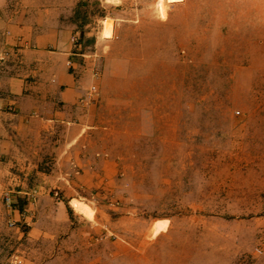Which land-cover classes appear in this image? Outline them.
<instances>
[{
  "label": "crops",
  "instance_id": "1",
  "mask_svg": "<svg viewBox=\"0 0 264 264\" xmlns=\"http://www.w3.org/2000/svg\"><path fill=\"white\" fill-rule=\"evenodd\" d=\"M83 1L0 0V264L7 252L18 264H264V215L175 214L156 228L163 219L124 196L141 182L104 126L99 61L72 53L77 29L93 43ZM242 188L233 202L249 204Z\"/></svg>",
  "mask_w": 264,
  "mask_h": 264
},
{
  "label": "rangeland",
  "instance_id": "2",
  "mask_svg": "<svg viewBox=\"0 0 264 264\" xmlns=\"http://www.w3.org/2000/svg\"><path fill=\"white\" fill-rule=\"evenodd\" d=\"M83 3L104 126L117 151L132 153L129 180L141 182L124 196L139 195L141 210L163 219L156 228L175 214L264 215L255 198L264 196V0ZM236 186L249 204L233 202Z\"/></svg>",
  "mask_w": 264,
  "mask_h": 264
},
{
  "label": "built area",
  "instance_id": "3",
  "mask_svg": "<svg viewBox=\"0 0 264 264\" xmlns=\"http://www.w3.org/2000/svg\"><path fill=\"white\" fill-rule=\"evenodd\" d=\"M71 43H72V53L73 54H79L82 57L90 56V54L88 52H86L87 45H86V42L83 39V37L80 36L79 30H75L71 34ZM71 63H72L71 59H68L67 60V64L71 65ZM91 92H92V96H94V92H95V88L94 87H91ZM54 195H55L56 198L59 197V194H58L57 191H54ZM4 203L7 205V207L11 206V198H10V196L8 194H5V196H4ZM18 223H19L18 221L14 220L12 218L8 219V226H10V227L17 226ZM255 250H256V252H260V248L259 247H256ZM18 256H19L18 254H14L13 255V258L11 260L12 264L20 263V260H19Z\"/></svg>",
  "mask_w": 264,
  "mask_h": 264
}]
</instances>
